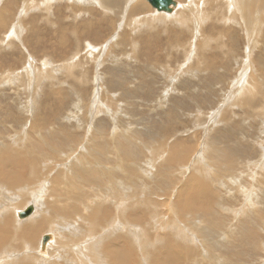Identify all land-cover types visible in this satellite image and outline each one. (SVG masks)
<instances>
[{
    "label": "rangeland",
    "instance_id": "374dc122",
    "mask_svg": "<svg viewBox=\"0 0 264 264\" xmlns=\"http://www.w3.org/2000/svg\"><path fill=\"white\" fill-rule=\"evenodd\" d=\"M144 1L152 7L151 9L156 11L147 0ZM177 1L184 3V0ZM71 2L69 0H0V14H2L0 18L8 24L6 29H3L0 25V133L5 135L3 138L9 144L13 143V139L21 141L17 146H23L24 149L33 150L35 146L40 144L44 147L39 135L35 133L38 131L36 125L33 126V124H36V122H33L35 119L32 118L35 114H40L39 117H42L46 113V118L49 117L50 122L53 118L57 129L51 133V137H54L51 140L56 141V138L62 140L72 136L73 131L71 129H74V132L77 130L72 124L82 122L88 126L90 118L85 119L87 111L84 109H86L85 107H95L93 109L97 110V113L94 117V123L97 121L105 127L115 124L117 126L124 125L121 127L122 129L125 127L135 129L134 136H137L138 141L140 140L143 143H149V141L157 139H160L162 143L164 142L167 147L165 153H163H167L168 156L162 154L164 155L163 158H168L167 168L172 167L168 171L170 179L184 183L185 180L193 176L200 182H205L208 188L214 185L211 188L215 190L211 206L215 209V214L205 212V214L200 215L202 217L206 216V221H208L206 227L217 226L224 231V234H220L214 239L215 249L212 251L221 252L220 254L224 253L225 258L227 260L228 258L231 259L230 261H233V263L236 260L239 264H264V85L259 89L261 94H256L258 97L253 99L252 105L249 104V101H244L243 96L240 98L239 94H231L232 86L239 79L251 76L253 63L255 64L254 67L257 68L256 71L264 76V35L262 37L255 35L253 39H250L253 41L251 42L247 35L242 32V30L244 32L245 30L243 27L241 29L240 24L228 20L224 21L225 25L221 22V19H218L216 10L220 4H216L214 11L211 13L212 15H209L202 23L204 30L211 31L215 37V42L209 41L210 46H212L206 54L207 58H205L208 63L214 66L206 71L205 77L202 76L199 80H193L185 73L189 66H197L189 61L195 54L198 43L202 42V39L200 42H195L197 40L195 37L196 32L170 23L166 26L160 25L154 32L141 26L134 29L130 19L125 23L122 18L120 19L122 10L114 8V5H112L111 11H103V8L94 5L93 11L84 12L83 10L78 12L79 5L73 8L72 4L74 3L71 4ZM109 21H115L113 32H110L112 26H109ZM224 25L228 26V29L231 28L227 31L231 30L232 33L226 31L227 34L221 39L222 46H220L216 43V40L218 37L221 38L219 30ZM16 27H18L20 34H16L18 29L15 33L12 31ZM182 27L183 29H181ZM163 30L166 33L172 31L166 34ZM157 31L158 34L156 33V35L155 32ZM133 33L136 35H133ZM147 34H151L153 37ZM74 39H77V41ZM189 39H194L193 43ZM177 40L180 43L174 44L175 41L178 42ZM262 41L263 43H261ZM132 44L135 45L132 46ZM185 47L187 48L184 49ZM93 53L98 57L94 59ZM224 54L226 55L224 56ZM228 55H231V57ZM43 61H48L57 68L59 67L58 64L64 65V68L69 65L73 71L70 74L52 73L53 75L48 74L49 76L44 77L38 76L39 74L36 72V76L30 74L31 76L28 75L27 78L25 72L28 70L37 71L39 67L42 69ZM183 66L184 68H182ZM110 67L112 68L110 69ZM165 68H167L168 73ZM9 70L12 71L9 72ZM97 71H99L100 77L103 78L97 75ZM241 71L242 73H240ZM13 73H17V75ZM163 73L166 75L164 76ZM178 75L180 78H178ZM249 77L247 79L252 81L253 78ZM246 84H248V81H246ZM236 93H239V91L237 90ZM246 98L250 99L251 97L246 96ZM248 107H251V109ZM112 112L114 113L112 114ZM68 113H73L70 115V125L72 126L66 124L65 122H68V120L63 117ZM109 114L116 118L118 122L111 121L108 118ZM64 124L65 126L58 128ZM88 130L87 127L86 132ZM80 132L82 131L77 130L75 133ZM84 134L86 133L84 132ZM8 136L11 137V140L8 139ZM25 140L29 141L25 144ZM135 142L139 144L137 141ZM196 144H198V148L192 152ZM203 144L206 145L204 149L201 148ZM131 146L134 151L136 150L135 155L137 158L144 159L149 156L147 149L145 150L143 146ZM43 149L47 151L46 148ZM40 152H42V149ZM187 154L191 156L190 166L178 171L179 168L174 166L176 163H173V161L177 157L178 159L180 157L184 159ZM11 166L14 165H5L4 167V173L9 177L12 173ZM198 166H200V169ZM215 167L217 168L215 169ZM212 172H215L216 175ZM170 175L176 176L172 177ZM184 188L192 191L193 188H196L195 181L190 178L186 181ZM246 197L247 200H245ZM33 199L32 195L29 199L31 201L23 208L26 209L28 206L34 205ZM217 205L225 209H221ZM149 209L147 220L144 218L140 221H142V224L149 223L154 227L151 220L156 218L157 211L155 208ZM165 209L162 206L160 208L161 211ZM172 210L177 212L179 208L176 205L170 210L171 213ZM140 214V210H137V213L132 211L133 217L140 216ZM31 215L32 213L23 219ZM172 221L181 226L180 228L189 240L185 243L183 237H174L167 224L162 228L160 227V231L155 227L150 229L153 240L156 239V234L159 235L160 233L159 240L162 236L164 240H166V237L172 236L170 241L173 239L174 242L177 241L176 243H185L184 246L193 252L195 249L197 253L204 251L202 236L198 234L201 229H197L198 233L193 230L188 231L189 225L187 222L178 221L177 218ZM56 223H53L54 226ZM233 226L235 227L233 228ZM230 227L232 232H228ZM51 231L54 230L46 229L39 235L40 244L43 234H47L46 232L52 233ZM210 235L211 232H207V236ZM60 240L61 237L57 236L54 249L57 248ZM158 246L162 248V243ZM104 249L107 252V247H104ZM7 250L8 248L3 250L5 255ZM162 250L164 249L162 248L159 254L158 252L157 254L154 253L156 255V257L153 256L155 261L162 258L163 254L161 253L165 252ZM132 252L133 256L131 255L130 264H144L143 261L141 263L142 258L148 259L147 261L152 264L151 256L145 257L142 254L143 252L141 253L138 249V243L137 246L134 245ZM113 256L111 254L110 257H106L105 263L112 264ZM192 256L190 253H182L177 264H216L207 261H205L206 263H196L195 260L191 259L195 256L193 254ZM201 256L203 255L201 254ZM124 261L127 264L126 260ZM113 264H118V261H114ZM166 264L175 263L169 261Z\"/></svg>",
    "mask_w": 264,
    "mask_h": 264
},
{
    "label": "bare ground",
    "instance_id": "6f19581e",
    "mask_svg": "<svg viewBox=\"0 0 264 264\" xmlns=\"http://www.w3.org/2000/svg\"><path fill=\"white\" fill-rule=\"evenodd\" d=\"M69 1H72L71 4L74 3L72 4L73 8H75L76 5H79L80 9L78 10L76 8L78 12H82L83 10L84 12L86 11L89 12L91 10L93 11L94 5L103 8V11H109V10L111 11V7L112 5H114V8H119L122 10L120 19L122 18V21H124V23L130 19L134 29L136 27L141 26L146 28L148 31L153 30L154 32L155 29L160 25L166 26L168 23H170L171 25L183 26L185 27V29L189 28V30L194 31V33L196 32L195 37L197 38V40L195 42H200L201 39L202 42L198 43L196 52L192 56V59L189 61L190 63H195L197 66L195 67L189 66V69L186 70L185 73L188 76H190L193 80H197V79L199 80L202 76L205 77L207 74L206 71L209 70L210 68H213L214 66L208 63L205 58H207L206 54L208 53L209 49H211L212 46V45L210 46L211 43L209 41L215 42V37L211 33V31L204 30V26L202 23L206 18L209 17V15H212L211 13L214 11L216 4H220L216 12L219 17L218 19H221V22L224 23V21L232 20V22H236V24L237 23L240 24L241 29L243 27V29L245 30V32L243 30L242 32L245 33V35H247V38H249V40L251 38L253 39L255 35H258L259 37H262L264 35L263 32L264 0H184L183 1L184 3H179L177 0H174L176 3L175 5L171 4L170 11L158 10L148 1L156 9V11H154L153 9H151L152 7H150L148 3L144 0H69ZM25 5H27V3H25ZM162 12L172 13V14H165ZM1 15L2 14H0V16ZM2 20L3 19L0 18V25L2 26L3 29H6L8 24L3 22ZM114 24L115 21H109V26H112L110 27L111 28L110 32L114 31L115 28ZM224 24L226 25V23ZM225 25L221 27L220 30L218 29L221 32L220 33L221 38H219L217 35L218 39L216 40V43L220 46H222L221 39L224 38V36H226L227 32L232 33L231 30L227 31L228 26ZM183 27L181 29H183ZM17 29L18 27L14 28L12 31H14L15 33ZM170 31L168 33H166L165 31L164 32L166 34H169ZM18 33L20 34L19 29L17 30L16 34ZM156 33L158 34V31L155 32V34ZM133 35L136 34L133 33ZM147 35H151V34H147ZM85 36L87 37V35ZM151 37L153 36L151 35ZM74 40L77 41V39ZM190 41L192 42L194 41V39ZM78 42L77 44H79ZM184 42L186 43V41ZM176 43H180V41L178 42L175 41L174 44ZM261 43H263V41ZM133 45L135 44H132V46ZM186 48L187 47H185L184 49ZM227 52L229 53L230 51ZM93 55H94V59L95 57H98L94 53ZM225 55L226 54H224V56ZM229 57H231V55ZM169 59L171 58L169 57ZM128 62H132V61H128ZM110 63L112 64V62ZM254 65L255 64L253 63L251 67L253 72L252 73L250 72L251 73L250 77H252L253 80L249 81L247 79L249 76L247 78L239 79L237 83H235L232 86V90H231L232 93L230 92L233 95L239 94L240 98L241 96H243L244 101L246 100L249 101V104L251 103V105L253 104V99L258 97L256 94L259 95L261 94L259 89L264 85V76L260 75V73L256 71L257 68H255ZM58 66L59 67L57 68L53 66V64H51L50 62L48 63V61H46L44 62L42 69L41 67H39L37 68L38 69L37 71L28 70L24 72L28 78L32 74L36 76L35 74L36 72L37 74H39L38 76L44 77V76H49L52 73L70 74L73 71L72 67L69 65H66L65 68L64 65L61 64H58ZM112 67H110V69ZM182 68H184V66ZM166 69L167 68H165V70ZM11 71L12 70H9V72ZM240 73H242V71ZM13 74L17 75V73H13ZM97 75L100 77L99 71H97ZM178 78H180V76ZM246 81H248V84H246ZM256 89H258L259 91ZM237 90L239 91V93H236ZM246 96H249L251 98L247 99L248 97L246 98ZM85 108L86 109L84 110L87 111L85 114V119L90 118L89 119L90 123L88 124V126L85 125L86 123H82V122L72 124L74 125L75 129L81 130L83 133L82 132L75 133L77 130L74 132V129H71L73 131L71 137L62 140L56 138L57 142L51 140L52 138H54L51 137V133L55 132L56 131L55 129H57V125H55L53 118H52V122H50L49 117L46 118V113H44L45 116L42 115V117H39L40 114H35L32 118L35 119V121L33 122L34 123L36 122V124L33 123L32 124L33 126L36 125L37 127L36 129L38 131L35 133L39 135V138L43 142L44 147H42L40 144L39 146H35V147L33 146L34 147L33 150L28 148L24 149L23 146L22 147H18L19 145L17 146V144L21 141L19 140L15 141L13 139L12 140L13 143L9 144L6 142V139L3 138L5 135H1L0 133V264H106L105 261L107 259L105 260V258L110 257L111 254L114 255L111 261L112 264L114 263V261L115 262L118 261V264H125L124 260H126L127 264H130L132 260L131 255L133 256L132 250L134 249V245L137 246V243H138V249L140 250L141 253L143 252L142 254L145 255V257L151 256L153 260L152 264H166L169 263V261L170 262L173 261L175 264H177L178 263L177 261L180 260L179 257L182 256V253L183 254L190 253L191 256L193 254L195 257L191 259L195 260L194 262L196 263L207 261L211 263L214 262L216 264H222V263L239 264V262L238 261L236 262V260L235 263H233V261H230L231 259L229 260L227 256L229 260L228 261L223 255L224 253L220 254L221 252L218 253L216 251H212L213 249H215L214 239L218 235L220 236V234H224V231L222 229H219L217 226L206 227L208 223V221H206V216L205 217L200 216L202 213L205 214V212L215 214V209H213L211 206V203L213 201V196L215 194V190L211 188L214 185H212L211 188L210 187L208 188L205 182H200L198 179H195L196 177L194 178L193 176H191L190 178L194 180L196 183V188H193L192 191L186 190L184 188L185 183L190 178L185 180L184 183H180V181L176 182L175 180L170 179L168 175L169 173L168 171L172 167L167 168L166 164L167 163L169 164L168 158H163L164 155L165 156L167 155V153L164 154L165 148L167 147V145H165L164 142L162 143L160 142V139H157L155 141L151 140L149 141V143L146 142L143 143L140 140L138 141L137 136H134L135 129L132 130L131 128H127V127L122 129L121 127L124 125L122 126L118 125L120 127L119 129L118 126L115 124L105 127L103 124H100V122L98 123L97 121L94 123L95 120L94 117L96 116L97 110L96 111L94 110L95 107H89V108L85 107ZM248 108L251 109V107ZM113 113L114 112H112V114ZM72 114L73 113H68L66 116H63L64 119L68 120V122H65L68 125H70L71 122L70 115ZM108 118L111 121L113 120L116 123L118 122L117 119L113 118L111 114L108 115ZM60 120L62 119L60 118ZM96 125L99 127L97 128ZM62 126H65V124L60 125L58 128ZM86 126L89 129L87 132H86L87 130ZM111 126H113V128H111ZM95 129L97 130L96 132L99 133H96ZM84 132L86 134H84ZM9 138L11 140V137L8 136V139ZM27 141L29 140H25L24 143L26 144ZM135 141H137L139 144H137ZM131 145L137 147L143 146L145 150L147 149L146 151L148 152L149 156L146 158L143 157L144 159L137 158V156L135 155L136 150L134 151ZM205 146L206 145L203 144L201 148L204 149ZM43 148H46L48 152ZM197 148H198V144L195 145L192 152H194V150H196ZM41 149L42 152H40ZM2 155L5 158H3ZM190 157L191 156H189L188 154L184 159L182 157H180V159H178V157L177 158L175 157L176 159L173 161V163H176L174 166L179 168L178 171L179 170L182 171L181 170L182 168L184 169L190 166L189 164L191 160ZM177 159L179 160L178 162ZM12 164L14 166H11L12 173L11 176L9 177L4 173L5 171L4 167L5 165H12ZM198 167L200 169V166ZM216 168L217 167H215V169ZM213 173L215 174V172H212V174ZM170 176L174 177L176 175H170ZM220 180L218 181L221 183L222 180L221 181ZM182 184L183 186H181ZM163 186L166 187L164 188ZM226 189L228 190V188ZM27 195L29 198L27 197ZM32 195L34 197L33 199L34 205H32L33 210L31 212L32 215L26 219H23L25 217H20L19 213L22 212V210L25 209L23 207H25L26 204L29 201H31L29 199ZM245 200H247V197ZM176 205L179 208V210L177 212H174L172 210L171 213L170 210L172 209V207H175ZM161 206L162 208L164 207L166 209L164 211L163 210L161 211L160 210ZM218 206L219 205H217V207ZM220 207L221 209H225L222 206H219V208ZM149 208L152 209L155 208L157 211L156 218L155 219L152 218L151 220L153 222L155 229L160 231V227L162 228L164 225L167 224L169 226V229L172 231L174 237L175 236L183 237L185 243L189 239L187 235L183 233L182 229L180 228L181 226H179L178 223H173L172 221L173 219L177 218L178 221L187 222L189 225V228H187L188 231L193 230L194 232H197L198 228L201 229V232L199 233L197 232V233L200 236H202V242L204 244V251L202 250L203 253L202 251L201 253L200 252L197 253L196 249L194 250L195 252L194 253L192 250L184 246L185 243L179 244L176 243L177 241L174 242L173 239H171L170 241V237L172 236L166 237V240H164L162 236L161 238L163 239L161 240L160 238L159 240L158 239L160 235L159 233V235L156 234L157 237H155L156 239L153 240V238L150 235V229L154 227L151 226L149 223L142 224V221H140L144 218L147 220L150 210ZM137 210H140L141 212L140 216L136 215L135 217H133L132 211H135V213H137ZM53 223H56L55 226ZM231 227L229 228L228 232H232ZM234 227L235 226H233V228ZM46 229H53L54 231H51L52 233L46 232L47 234L50 235V238L46 241L44 247H42V240H41L42 238L40 239L41 240V244H40L39 235ZM55 232L57 236L61 237V240L59 241L57 248L54 249L56 243V237H57ZM207 232L208 233L211 232L210 235L211 237L207 236ZM227 235L229 234L227 233ZM161 243H162V248L164 249L162 251L165 252L161 253L163 254L161 256L162 258H158L155 261L153 256L156 257L154 253L156 254L157 252L158 254L160 253L162 248H159L158 244ZM104 247H107V252H105ZM7 248H8L7 254L5 255L4 254L5 251L3 252V250ZM173 248L174 250L175 249L178 250L174 251ZM201 254L203 256H201ZM142 259L143 260H141V263L143 261L144 264H150L147 261L148 259L145 258Z\"/></svg>",
    "mask_w": 264,
    "mask_h": 264
},
{
    "label": "water",
    "instance_id": "95a60500",
    "mask_svg": "<svg viewBox=\"0 0 264 264\" xmlns=\"http://www.w3.org/2000/svg\"><path fill=\"white\" fill-rule=\"evenodd\" d=\"M149 1L154 7H156L158 10H166L170 11V6L175 5L174 0H147ZM33 210V206H28L24 211L19 213L20 217H26L28 216ZM50 238L49 234L43 235L42 238V247H44L46 241Z\"/></svg>",
    "mask_w": 264,
    "mask_h": 264
}]
</instances>
